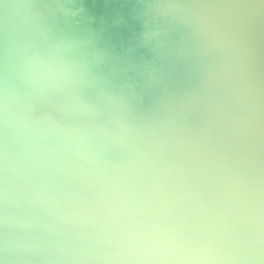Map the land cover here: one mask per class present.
<instances>
[{"label":"clouds","instance_id":"1","mask_svg":"<svg viewBox=\"0 0 264 264\" xmlns=\"http://www.w3.org/2000/svg\"><path fill=\"white\" fill-rule=\"evenodd\" d=\"M76 7L0 0V260L264 264V2L149 0L135 76Z\"/></svg>","mask_w":264,"mask_h":264},{"label":"bare ground","instance_id":"2","mask_svg":"<svg viewBox=\"0 0 264 264\" xmlns=\"http://www.w3.org/2000/svg\"><path fill=\"white\" fill-rule=\"evenodd\" d=\"M72 2L78 6L74 11H79L76 17L79 21L84 20L79 17L81 10L91 11L88 12L93 14V18L88 22L89 34L87 30L83 35L92 39L112 58L114 68L122 76H135L146 64L157 61L156 54L149 52L151 45L144 43L141 35L148 30L143 5L149 0H72ZM83 26L79 22L69 30L82 34L78 30ZM121 57H125L126 60L130 58V61L117 65L116 61ZM187 75L186 69L175 70L172 75L173 85L186 86ZM0 264H3L2 260Z\"/></svg>","mask_w":264,"mask_h":264},{"label":"water","instance_id":"3","mask_svg":"<svg viewBox=\"0 0 264 264\" xmlns=\"http://www.w3.org/2000/svg\"><path fill=\"white\" fill-rule=\"evenodd\" d=\"M178 1H179V3H191V2H193V0H178ZM241 2L242 3H246V4H250V5H256L258 3L264 2V0H241ZM248 11L253 16L257 15L260 12L259 9H256L254 7L249 9ZM76 12L78 13L79 11H76ZM84 12H85V14H84ZM88 12H91V11H89V10L88 11L81 10V15L79 17L83 18L85 21L84 20L79 21L81 26L84 25L83 27H81V29L78 30L79 33L80 32L82 33L80 35H83V34L85 35V32H87V30H88L87 34H89V26L88 25H90V24H88V22L93 18V14L92 13L88 14ZM125 33L127 34V31H125ZM255 39L257 41L258 47L262 51H264V37H262L258 31L256 32ZM125 47H128V46L125 45ZM127 61H130V58H128L126 60L125 57H121L120 60L116 61V64L117 65H122V64L127 63ZM120 69H122V68H120Z\"/></svg>","mask_w":264,"mask_h":264}]
</instances>
